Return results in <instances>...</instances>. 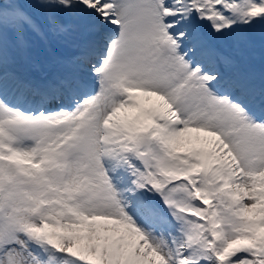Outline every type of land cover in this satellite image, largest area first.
Masks as SVG:
<instances>
[{
    "label": "snow or ice",
    "instance_id": "snow-or-ice-1",
    "mask_svg": "<svg viewBox=\"0 0 264 264\" xmlns=\"http://www.w3.org/2000/svg\"><path fill=\"white\" fill-rule=\"evenodd\" d=\"M0 264H264V0H0Z\"/></svg>",
    "mask_w": 264,
    "mask_h": 264
}]
</instances>
